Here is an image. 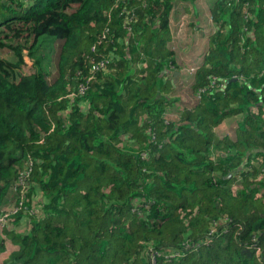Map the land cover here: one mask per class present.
<instances>
[{"label": "trees", "instance_id": "obj_1", "mask_svg": "<svg viewBox=\"0 0 264 264\" xmlns=\"http://www.w3.org/2000/svg\"><path fill=\"white\" fill-rule=\"evenodd\" d=\"M173 2L0 0V264H264V0L210 1L177 110Z\"/></svg>", "mask_w": 264, "mask_h": 264}, {"label": "crops", "instance_id": "obj_2", "mask_svg": "<svg viewBox=\"0 0 264 264\" xmlns=\"http://www.w3.org/2000/svg\"><path fill=\"white\" fill-rule=\"evenodd\" d=\"M211 0H174L169 15V29L171 41L170 47L174 50L178 68H167L165 73L172 84L169 95L176 99L173 108L189 106L194 102L196 92L191 86L193 71L190 68L196 67L202 60L203 54L208 46V34L216 25L209 13ZM185 16V25L182 28L178 23ZM178 28V30H177ZM176 33L178 35H176ZM172 37H177L176 46H172ZM174 39V38H173ZM179 42V43H178ZM177 83H179L177 85ZM179 86L181 89L176 90ZM173 116L175 112L171 113ZM238 115L224 118L216 126L220 134H230L234 131ZM231 128V130H229ZM29 218L24 213L19 216L15 223V229L19 232L27 231Z\"/></svg>", "mask_w": 264, "mask_h": 264}, {"label": "rangeland", "instance_id": "obj_3", "mask_svg": "<svg viewBox=\"0 0 264 264\" xmlns=\"http://www.w3.org/2000/svg\"><path fill=\"white\" fill-rule=\"evenodd\" d=\"M185 16H182V20H180V22L178 23V25L180 26L179 28H182L184 25H185ZM177 30H178V28H177ZM176 35H178L177 33H176ZM174 38V39H173ZM177 37H172V40H173V42H171V44H172V46L174 47V46H176V41L177 40H175ZM179 43V42H178ZM24 53H25V51H24ZM0 55H2V56H5V57H7V58H9V59H14L15 58V56L11 53V52H9V51H7V50H2V51H0ZM25 64L23 65L24 66V69H26V70H24V71H31L32 70V65H31V63H32V60L29 58V56L25 53ZM52 68L54 69V66H52ZM191 69V68H190ZM191 71H193V70H191ZM179 83H177V85H178ZM181 87L182 86H179L176 90H179V88L181 89ZM197 99V97L195 96V98H194V101ZM229 130H231V128L229 129ZM237 185L238 184H236L234 187L236 188L237 187ZM26 200V199H25ZM36 199H34L33 201H35ZM32 204H33V206L31 207V211H34L33 213L34 214H37V213H39V209H37V204H36V202H32ZM32 213V214H33Z\"/></svg>", "mask_w": 264, "mask_h": 264}, {"label": "built area", "instance_id": "obj_4", "mask_svg": "<svg viewBox=\"0 0 264 264\" xmlns=\"http://www.w3.org/2000/svg\"><path fill=\"white\" fill-rule=\"evenodd\" d=\"M107 62V60H106ZM104 60H100L99 65H103ZM191 70H193V67L191 68ZM214 78V77H213ZM83 84H81L80 89L81 91H83ZM203 88H200L199 91H201ZM198 92H197V96H198ZM24 181V179H20V182L22 183ZM26 199V196L24 194L21 195L20 200L18 201V203L16 205H14L10 210L4 212L3 214L0 215V224H4L7 221H12L13 220V215H15L16 213H18V210L22 209L23 203L22 200ZM32 209H29V213H33L34 211H31Z\"/></svg>", "mask_w": 264, "mask_h": 264}, {"label": "water", "instance_id": "obj_5", "mask_svg": "<svg viewBox=\"0 0 264 264\" xmlns=\"http://www.w3.org/2000/svg\"><path fill=\"white\" fill-rule=\"evenodd\" d=\"M230 173H228V175H229Z\"/></svg>", "mask_w": 264, "mask_h": 264}]
</instances>
